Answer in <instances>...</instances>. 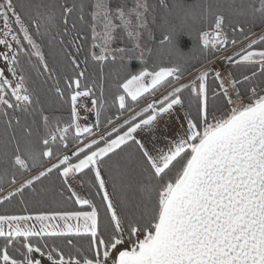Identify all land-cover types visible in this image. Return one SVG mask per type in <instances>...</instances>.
I'll return each mask as SVG.
<instances>
[{
    "label": "snow or ice",
    "instance_id": "obj_1",
    "mask_svg": "<svg viewBox=\"0 0 264 264\" xmlns=\"http://www.w3.org/2000/svg\"><path fill=\"white\" fill-rule=\"evenodd\" d=\"M160 3L169 8L165 0ZM255 4L249 5L253 22L258 20L264 30V0ZM207 10L212 15L210 5ZM152 13L148 0H134L131 8L127 0H62L58 5L0 0V62L7 66L0 67L5 157L11 143L13 168L22 172L55 160L0 196V204L15 196L23 203L26 194H42L37 185L55 173L68 199L81 209L0 214L2 264H42L43 258L50 264H264V34L245 48L221 56L249 36L239 24L226 30L228 17L218 11L210 30L199 33L203 48L222 63L227 61L229 68L245 64L250 71L239 77L229 73L226 84L223 69L215 67H201L193 76L178 64L151 70L145 65L117 85L122 90L113 101L118 102L117 114L106 116L105 121L107 126L115 120L122 123L105 132L103 67L99 90L95 80L82 84L88 57L101 65L124 60L141 47L140 37L149 30ZM73 15L88 24L92 38L84 68L78 56L88 37L81 35L76 22L70 23ZM118 31L134 42L132 49L112 47ZM247 31L254 35L251 27ZM176 39L178 44L179 36ZM172 41L169 32L160 43ZM61 58L67 61L65 69L71 66V75L60 76L55 65ZM139 59L144 60L143 50ZM186 75L191 79L185 80ZM49 79L54 80V94L61 100L67 91L71 119L63 127L53 124L42 106L35 107L41 105L40 95ZM164 85L171 90L123 118L133 111L128 98L135 104ZM87 98L91 107L85 103ZM82 108L94 113V122H80L87 119L80 115ZM17 113L41 117L42 151L31 139V125H24L23 136L17 138L15 127L21 125ZM70 130V154L60 155L61 147L69 150ZM161 140L166 148L155 146ZM6 176L5 171L0 182ZM77 177L96 188L91 198L72 187L70 181ZM12 183H16L15 173ZM48 191L43 188V193ZM63 196L64 191H57L53 199ZM85 206L90 210H83ZM85 237L91 258L73 243ZM48 238L65 240L75 252L66 258L58 245L48 244ZM10 248L23 259L13 258ZM33 253L40 258L33 259ZM77 254L81 259L75 258Z\"/></svg>",
    "mask_w": 264,
    "mask_h": 264
},
{
    "label": "trees",
    "instance_id": "obj_2",
    "mask_svg": "<svg viewBox=\"0 0 264 264\" xmlns=\"http://www.w3.org/2000/svg\"><path fill=\"white\" fill-rule=\"evenodd\" d=\"M21 2L26 3H40L41 0H21ZM45 4H59L62 0H43ZM169 5V8H164L160 0H148L153 10L152 15L149 16V30H144L143 36L140 41V48H136L135 51L126 55L124 60L117 59V61H107L103 65L95 62L91 57H88L87 61V73L82 84H91L93 80L97 83V90L101 84V72L100 69L103 67V100L107 103V109L102 115L101 120L105 121L106 116H115L117 114L118 102L113 103L118 91H122L117 88V85L122 83L126 78H130L131 74H135L140 71L145 65L151 70V68L158 65H174L178 64L184 67L187 71L193 73L196 70L204 67L206 64L210 63L215 59V55L208 50H205L199 39V33L201 31L210 30V26L213 24V16L218 11H223L228 17L226 23V30L230 29L232 26L239 24L240 27H244L246 32L245 35L249 37L252 36L248 33L247 29L251 27L252 33H257L261 29L259 26V21L253 22L251 16L249 5L258 6L255 4V0H165ZM134 0H127V6L129 8L133 7ZM211 6V13L209 14L207 6ZM170 9V10H169ZM242 11L246 14H242ZM86 21H90V17H86ZM71 22H76L81 35L87 36L88 39L83 41V50L78 56V60L81 63V68L85 67L84 59L88 54V51L92 44V38L88 24L79 21L75 15H73ZM171 33L173 35V41L161 45L160 41L163 39V35L166 33ZM231 35V33H230ZM177 36H179L177 44ZM243 39H240V41ZM239 41V42H240ZM179 45V46H178ZM112 47H126L132 49L134 47V42L129 39L125 32L118 31L116 33V39ZM143 50L144 60L139 59V53ZM182 50V51H181ZM99 53V49H95ZM50 54V52H49ZM67 64V61L63 58L55 65L60 69V76H66L72 74V68L69 65L67 69L63 66ZM228 71L231 76L239 77L241 74H247L250 71L248 65L241 64L240 66H233L229 68ZM35 79V77H34ZM59 86L64 88V79H60ZM29 87H34L33 84H29ZM55 82L52 79L48 80L45 91L40 95L41 105L35 107H43L44 114L50 117V121L53 124H58L63 127L65 124L70 122V104L67 98V91L65 98L61 100L54 94ZM212 87H215L213 84ZM99 95V91H97ZM151 94H146L138 102L132 104L130 98H128L129 106L133 108L140 105L146 98L149 99ZM151 98V97H150ZM245 102H248V96L244 94ZM127 113V112H125ZM219 114V113H217ZM21 125L15 127L17 138L23 136V126L31 125L33 128V136L31 139L35 142V147L39 150H43L41 144V139L44 137L43 122L39 115L31 116L27 114H20ZM103 125H106V121ZM102 125V126H103ZM5 129L4 119L0 117V134L3 133ZM73 132H69V149H71L73 141L71 140ZM21 148H23V141H21ZM68 150L60 148V155ZM7 157H5V145L2 135H0V175L5 171L7 176L4 182H0V194L10 187L14 186L18 182L22 181V184L28 176L35 173L38 174L39 170H43L45 165L49 161H45L41 166L33 169L31 172H22L18 168H13L12 157L15 154V146L9 144L7 147ZM7 160V162H5ZM50 166V165H49ZM48 167V166H47ZM15 173L16 183H12V177ZM29 179V178H27ZM20 184L15 186L19 187ZM91 198L92 194L96 192V188L88 181L87 186L81 183ZM48 188L47 193H43V188ZM37 190L42 194L27 196L24 202L21 203L19 196L13 197L10 201H6L0 204V214H25V212H36L40 210H52V209H68V210H81L80 206L75 205L72 200L68 199L69 193L62 188L61 180L56 176L55 173L51 174L46 179L42 178V183L37 185ZM57 191H64L63 198L53 199ZM111 191V189H110ZM8 192L2 196H6ZM97 203H99V197H96ZM83 210H90L86 206ZM100 211L103 215V206L100 207ZM31 242V241H30ZM49 245H58L61 250L66 254L69 252H75L71 246L67 245L66 241L63 239L48 238ZM3 239L0 238V249L3 246ZM73 243L77 247H82L84 249V254L91 258V253L89 251V241L85 238L74 239ZM25 251L21 248V252ZM9 254L15 259H23L14 248L9 249ZM58 258V257H57ZM77 259L81 257L77 254Z\"/></svg>",
    "mask_w": 264,
    "mask_h": 264
},
{
    "label": "rangeland",
    "instance_id": "obj_3",
    "mask_svg": "<svg viewBox=\"0 0 264 264\" xmlns=\"http://www.w3.org/2000/svg\"><path fill=\"white\" fill-rule=\"evenodd\" d=\"M133 20H134V17H133ZM142 33H143V32H142ZM262 34H264V30H260L259 32H257V33H255L254 35L250 36L249 39H247V40H245V39L241 40V41L238 42L236 45L231 46V47L227 50V52H222V53H221V56H223V55H227V54H230V53H235V52L239 51L240 49L245 48V47L251 42V40H253V39H258ZM142 35L145 37L144 34H141V37H140V38L143 37ZM140 41H141V39H140ZM0 50H3V47H2V46H0ZM0 67H5V69H6L7 66H6L5 64H3L2 62H0ZM209 67H215V68H217V69H223V71H222V76L226 77V79H225V83L227 84V77H228V75H229V71H228V62H227V61H224V62L222 63L220 59H216V58H215V59L212 60L210 63H208V64H206V65L204 66V68H209ZM195 74H196V71L192 73L193 76H194ZM5 75L8 76L9 79H12L11 74L8 73L7 70L5 71ZM184 79H185V80H188V79H191V77H189V76L186 75ZM182 82H183V81H182ZM170 90H171V86H169V85H164V86H163L161 89H159L155 94H151V96H150L151 98H150V97H149V99L146 98L145 100H143L142 103H140V105H138L137 107L133 108V111H132V112L124 113V114H123V118H127L128 116L134 115L135 112L140 111L142 108L146 107V105H147L148 103L152 102L153 100H159L163 94H166V93H167L168 91H170ZM230 94L233 95V99H236L235 94L232 93V90H231V89H230ZM90 99H91V98H87V99H85V103H86L89 107H91ZM244 102H245V100H244ZM245 103H246V102H245ZM80 115H81L82 118H83V117H87V119H81L80 122H81L82 124H83V123H91V122H94V120H95L94 113H88V112H85V111L83 110V108L81 109ZM218 115H219V114H218ZM120 123H122V120H115L114 123H113V125H111V126L103 125V126H102V130L106 132V131L110 130L111 127H115L116 125H118V124H120ZM155 146H156L157 148H161V147L166 148V143H165V141L161 140V141H160L158 144H156ZM148 147H149L150 150H151V148L153 147V144L150 142V143L148 144ZM63 154H70V149H69L67 152H64ZM63 154H62V155H63ZM53 162H55L54 159L51 160V161H49V163H48L47 165H45L44 168L47 167V166H49V165H50L51 163H53ZM42 169H43V168H42ZM39 171H40V170H39ZM35 173H37V172H35ZM35 173L31 174V175L28 176L27 178H30L32 175H35ZM27 178H26V179H27ZM21 182H22V181L18 182V183L15 184L14 186H12V187H10L9 189L5 190L4 192H2V193L0 194V196H2L3 194H5L6 192H10L15 186H17V185L20 184ZM70 183H72V187L75 188L76 191H77L78 193H80L81 195H84L85 197L90 198L89 195H88V193L86 192L85 188H84L83 185L81 184V181L79 180L78 177H77L75 180H71ZM32 256H33V259L40 258V255H39L38 253H33ZM0 264H2V262H0ZM42 264H50V262H49L46 258H43V259H42Z\"/></svg>",
    "mask_w": 264,
    "mask_h": 264
}]
</instances>
